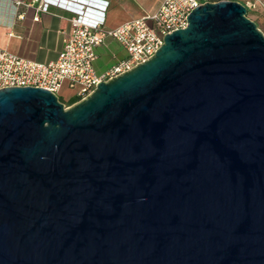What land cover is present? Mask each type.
I'll return each mask as SVG.
<instances>
[{
    "label": "water",
    "instance_id": "water-1",
    "mask_svg": "<svg viewBox=\"0 0 264 264\" xmlns=\"http://www.w3.org/2000/svg\"><path fill=\"white\" fill-rule=\"evenodd\" d=\"M187 22L69 107L0 88V264H264V32Z\"/></svg>",
    "mask_w": 264,
    "mask_h": 264
},
{
    "label": "built area",
    "instance_id": "built-area-1",
    "mask_svg": "<svg viewBox=\"0 0 264 264\" xmlns=\"http://www.w3.org/2000/svg\"><path fill=\"white\" fill-rule=\"evenodd\" d=\"M208 0H163L155 11L130 19L117 27H105L104 18L89 21L87 5L68 4L71 0H0V26L13 27L22 17L23 7L36 6L38 12H48L51 5H60L75 12L71 29L55 60L34 61L0 48V88L34 86L58 94L64 83L74 90L79 100L91 94L98 83L108 81L149 60L164 44L168 33L185 28L187 16ZM76 2V1H75ZM248 16L258 25L264 23V0H243ZM39 20V16L35 17ZM108 38L116 40L126 50L127 58L99 73L95 68L97 47Z\"/></svg>",
    "mask_w": 264,
    "mask_h": 264
},
{
    "label": "crops",
    "instance_id": "crops-1",
    "mask_svg": "<svg viewBox=\"0 0 264 264\" xmlns=\"http://www.w3.org/2000/svg\"><path fill=\"white\" fill-rule=\"evenodd\" d=\"M162 1L71 0L68 4L73 7H79L77 2L86 4V17L89 21L104 18L105 27L114 28L130 19L155 11ZM21 12L22 17L17 19L13 27L0 26V48L34 61L55 60L71 29L70 19L75 12L60 5H51L48 12H38L36 6L23 7ZM36 16H39V20L35 19ZM97 54L95 68L99 73L128 56L123 46L112 38L97 47ZM58 95L69 102L78 98L67 83L63 84Z\"/></svg>",
    "mask_w": 264,
    "mask_h": 264
},
{
    "label": "rangeland",
    "instance_id": "rangeland-1",
    "mask_svg": "<svg viewBox=\"0 0 264 264\" xmlns=\"http://www.w3.org/2000/svg\"><path fill=\"white\" fill-rule=\"evenodd\" d=\"M261 21L264 22V19L262 18ZM259 27H260V28L262 29V31L264 32V23L261 24V22H260ZM62 102H63L67 107H69V106L72 105V104H70L69 101L64 100V99H62Z\"/></svg>",
    "mask_w": 264,
    "mask_h": 264
},
{
    "label": "trees",
    "instance_id": "trees-1",
    "mask_svg": "<svg viewBox=\"0 0 264 264\" xmlns=\"http://www.w3.org/2000/svg\"><path fill=\"white\" fill-rule=\"evenodd\" d=\"M60 100L62 101V99L60 98ZM79 100V98H76V99H73L71 102H70V104H74L76 101H78Z\"/></svg>",
    "mask_w": 264,
    "mask_h": 264
}]
</instances>
